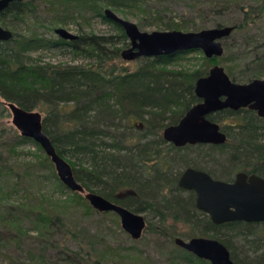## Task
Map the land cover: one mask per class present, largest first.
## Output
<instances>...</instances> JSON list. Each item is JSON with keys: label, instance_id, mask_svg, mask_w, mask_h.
<instances>
[{"label": "trees", "instance_id": "trees-1", "mask_svg": "<svg viewBox=\"0 0 264 264\" xmlns=\"http://www.w3.org/2000/svg\"><path fill=\"white\" fill-rule=\"evenodd\" d=\"M70 1L79 4L83 11L88 8L96 12L102 21L111 24L118 30L117 41L123 44L127 40L124 30L103 15L104 6L129 7L153 14L150 3L154 0H105L103 8L96 9L95 2L99 0ZM186 1L194 13L193 18L201 20L198 26H193L192 21L194 31L205 29L210 17L216 18L214 27H233L228 37L232 42L226 38L223 54L206 58L209 64L217 61L225 64L231 80L239 83L264 74V0ZM32 2H11L0 13L1 25L15 28L26 14L33 12ZM65 8L68 9L66 17L72 18L75 7ZM184 24L169 19L164 27L165 30H180L187 22ZM113 39L112 36L83 34L69 41L12 31L11 39L0 41V99L5 106L6 102H14L25 110L44 113V133L62 157L66 151L76 157V161H68L75 179L86 191L98 193L133 212H147L156 223L146 221L138 240L131 239L118 221H110L116 222L117 228L113 229L107 216L111 213L116 217L117 214L95 210L83 194L71 191L60 181L53 163L37 142L20 135L12 127L0 126V184L7 186L6 178H15L9 189L3 190L0 185V230L10 231L12 236L8 241L14 243H18L26 230L35 231L32 244L36 248L31 254L36 256L26 260L12 257V264H120L119 257L124 251L133 249L138 254L143 253L139 245L143 246L146 233L170 242L174 252L171 259L176 264H210L174 242L176 237L196 236L215 238L223 243L234 264H264V222L214 224L209 215L195 207L194 191L178 186V178L187 167L203 170L214 179L231 181L225 177L229 163L216 164L218 170L225 172L216 173L208 170L203 161L188 160L184 153L196 147L228 154L231 164L242 161L240 171L264 178V118L248 108L216 111L207 118L218 123L225 133L223 144L174 147L163 139L162 130L176 124L200 101L194 94V85L209 69L187 72L167 68L190 51L141 57L135 70L118 68L110 62L121 57L122 49L108 47L115 43ZM129 44L124 45L128 47ZM59 47L91 61L85 65H52L41 64L29 56L33 51ZM240 58L244 64L237 69ZM174 109L176 113L171 112ZM134 119L143 121L133 123ZM8 130L13 135L6 140L3 134ZM24 145H32L40 153H27L31 158L34 155V162L19 163V158L10 162L7 156L18 155L17 147ZM82 160L90 161L88 167L82 165ZM20 168L25 176L17 173ZM41 180L51 182L53 191L59 196L45 190L43 193L39 186ZM93 186H100V189L94 190ZM33 188L40 191L34 192L32 198L25 197L28 207L11 206L3 201L7 194L22 192L26 195ZM79 206L83 212L77 214ZM91 215L93 226L88 227L86 218ZM25 222L29 224L28 229L22 227ZM177 223L184 225L187 232L177 230ZM109 232L119 236L120 241L111 243L107 238ZM128 241L132 244L125 247L123 243ZM73 243L75 248L71 246Z\"/></svg>", "mask_w": 264, "mask_h": 264}, {"label": "water", "instance_id": "water-1", "mask_svg": "<svg viewBox=\"0 0 264 264\" xmlns=\"http://www.w3.org/2000/svg\"><path fill=\"white\" fill-rule=\"evenodd\" d=\"M13 1L20 0H0V13ZM103 15L124 30L130 44L120 52V56L126 61L186 51H201L209 59L220 57L224 52L223 41L233 30L232 26H223L188 32H145L110 9H104ZM55 33L64 40L77 38V35L63 28L56 29ZM11 38L12 31L0 25V41ZM194 94L200 101L192 105L176 124L168 125L162 131L163 139L175 147L223 144L226 141L225 133L218 123L207 118V115L216 111L248 108L255 111L258 117L264 118V79L234 82L224 67L216 64L208 70L206 76L196 80ZM6 106L11 112L14 128L20 135L33 139L42 147L53 163L58 178L68 189L83 194L95 210L117 214L122 230L133 240L141 238L146 227L145 217L98 193L86 191L75 179L71 165L57 152L49 136L44 133L43 117L39 111L25 110L14 102H6ZM178 186L194 191L195 207L209 215L214 224L232 221L264 222V178L261 176L237 172L230 182L214 179L205 171L187 167L178 178ZM174 242L210 264H234L229 250L215 238L176 237Z\"/></svg>", "mask_w": 264, "mask_h": 264}, {"label": "rangeland", "instance_id": "rangeland-1", "mask_svg": "<svg viewBox=\"0 0 264 264\" xmlns=\"http://www.w3.org/2000/svg\"><path fill=\"white\" fill-rule=\"evenodd\" d=\"M87 2V1H86ZM96 7L100 6L103 8L106 1L105 0H99L96 1ZM76 4V5H75ZM87 4H89L87 2ZM74 6L75 9L72 10L73 16L72 18L66 17V9L65 7L68 6ZM129 7H123L120 9H117L112 6H104V9H110L113 11L117 16L120 18H123L125 20H129L133 23H135L141 31L145 32H151L154 30H165L164 23L168 21L169 19H173V21L178 23H183L184 21L187 22L186 27L180 28L181 31H194L193 26L200 25V19L193 18L194 13L192 12L188 2L186 0H154L150 3V8L152 9L153 14L142 12L138 9H128ZM32 9L33 12L26 14L23 18V21L18 22L15 28H11V26H8V29L19 34L28 35L30 32H32L34 35H42L43 37H46L48 39H57L59 38L58 35L55 33V30L58 28H63L72 34L75 35H83V34H95L98 36L103 37H110L112 36L115 42L113 45H109V48L119 47L122 50L125 47L124 44H128L129 40L125 41L126 43H122L121 41H117V34L118 30L115 29L111 24L106 23L102 21L100 16L96 15V12L91 11L90 9H85L84 11L81 10V7L79 4L75 3L74 1L70 0H34L32 2ZM103 12V11H102ZM160 18L157 19V17ZM233 16V15H232ZM155 17V18H154ZM231 17V16H230ZM216 18L210 17L207 19L206 28L214 27L213 22ZM223 20H226L223 18ZM193 21V26H192ZM217 21V20H216ZM228 21V20H226ZM1 25V22H0ZM185 25V24H184ZM2 26V25H1ZM3 27V26H2ZM117 41V42H116ZM228 42H232L231 38H227ZM121 50V51H122ZM29 56L33 60H37L41 64H52V65H65V64H88V62L91 61V59L81 56L79 54H75L74 52H71L68 49H65L64 47L59 48H52V49H42L33 51L29 54ZM141 60H133V61H126L123 60L121 57H118L114 60H112L110 63L115 64L118 68L125 67L127 70H135L138 65L140 64ZM237 69H240L243 64L244 60L243 58H240L237 62ZM220 65L225 66V64H221L215 62L214 64H209L206 60V57L203 55L201 51H190L189 53L185 54L177 60L176 62L172 63L170 66H168V69L171 70H180V71H187V72H194L196 70H204L210 69L213 65ZM259 78L264 79V74L261 75ZM63 106V105H62ZM64 107L63 109H66ZM38 111V110H36ZM172 113H176L175 109L171 111ZM42 116L44 113H41ZM143 119H134V122L141 123ZM0 126L1 127H12L14 126L11 123V112L10 110L1 102L0 99ZM165 128V127H164ZM163 128V129H164ZM15 129V128H14ZM163 131V130H162ZM18 132V131H17ZM19 133V132H18ZM12 131L8 130L3 134L4 137H7L6 140L10 139L12 136ZM19 151L18 155H8L7 150H5V155H8V159L10 162H13L14 159H18L19 163H23V161H30L34 162L35 159L31 158L30 154H27L30 152L31 154L34 153L36 155H39L40 153L37 152V149L34 148L32 145H24L22 147H17L16 149ZM217 151V152H216ZM232 151V150H231ZM201 153V154H200ZM188 160H196V161H203L205 162V166L210 171H221L218 170L219 167H217L216 164L224 166L226 163H229V166L226 168L225 177L233 179L236 172L242 170L240 169L242 165V161L240 163L231 164L230 161H228V154L221 155L218 153V150H212L209 148H202V147H196L190 149L186 153H184ZM68 163V160L76 161V157L72 156L70 152H65L63 157ZM211 160V163H210ZM90 161L82 160V165L87 166L89 165ZM70 164V163H69ZM72 167V166H71ZM177 167V166H176ZM19 174L21 176H25L24 171L22 168L18 169ZM26 171V170H25ZM30 171V170H29ZM44 172V171H43ZM41 171V173H43ZM224 171H221V173H225ZM40 173V172H39ZM217 173V172H216ZM36 174H38L36 172ZM43 179L45 178V175L42 174ZM26 178V177H24ZM14 177H7L5 180V183H8L6 185H1V188L5 190V188L9 189V186L13 183ZM28 181V180H27ZM30 185V182H28ZM43 183V184H42ZM41 188V191L44 193H50L56 196H59L57 193H55L54 187L51 182H47L45 180L39 183ZM30 189L26 195L25 193H10V195H6L5 198H3V201L6 202V204H9L11 206H19L21 204L24 205V207H28V203H24L25 197L32 198L34 196V192L37 190ZM94 190H99L100 186H93ZM40 190H38L36 193H38ZM186 193H184L185 195ZM22 202V203H21ZM81 209V210H80ZM77 211L79 213L83 212V208L80 206L77 208ZM139 214L143 215L145 217V220H151L153 223H156L155 218H152L151 214H148L147 212H140ZM94 217L88 216L86 218V221L88 222V227H92L93 225L90 224V220ZM107 219L109 220V224L113 229H116L117 225L116 222H110V221H118V224L120 226L119 218L111 213L108 214ZM117 219V220H116ZM23 229H28L29 224L27 222L24 223V226H22ZM176 229L180 230L183 233L187 232V228L177 223ZM10 231L7 230H0V236L3 238V241L0 242V264H12L13 258H20L21 260H26L29 257H35L36 254H31V251L36 248L35 244H32V236L35 235L34 230H26L24 236H22L18 243H14L12 240L8 241V238H10L12 235ZM110 235V236H109ZM108 239L112 243L113 241H120V237H116L115 233L109 232ZM145 239L143 240V246H141L142 254L136 253L133 249H129L128 252L124 251L121 253V257H119L120 264H173L174 261L171 259L174 255L172 245L170 242L166 241L164 238H156L153 234H144ZM206 237V236H205ZM184 239H187L186 237H182ZM211 238V237H208ZM159 239V240H158ZM126 241V240H125ZM116 243V242H114ZM125 247H129L128 245L132 244L130 241L123 243ZM73 248H75V244H71ZM134 247H137V245H133ZM264 248V247H263ZM126 250V249H125ZM111 256L112 260L113 257ZM13 257V258H12ZM174 258V257H173ZM116 257H114V260L116 261ZM175 262L174 264H176ZM179 263V262H178ZM179 264H187L184 262H181ZM194 264V263H189Z\"/></svg>", "mask_w": 264, "mask_h": 264}, {"label": "flooded vegetation", "instance_id": "flooded-vegetation-1", "mask_svg": "<svg viewBox=\"0 0 264 264\" xmlns=\"http://www.w3.org/2000/svg\"><path fill=\"white\" fill-rule=\"evenodd\" d=\"M31 1H32V0H31ZM256 115H257V114H256ZM187 145H189V144H187ZM174 147H175V146H174ZM183 147H184V146H183ZM202 171H203V170H202ZM238 172H243V171H238ZM236 173H237V172H236ZM236 173H235V174H236ZM245 173H246V172H245ZM246 174H247V175H250V174H253V173H246ZM234 177H235V175H234ZM234 177H233V179H234ZM233 179H231V181H233ZM231 181H230V182H231ZM183 190H185V189H183ZM187 191H190V190H187Z\"/></svg>", "mask_w": 264, "mask_h": 264}]
</instances>
